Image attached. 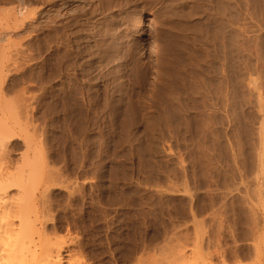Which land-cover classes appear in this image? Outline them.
I'll return each instance as SVG.
<instances>
[{
	"label": "rangeland",
	"instance_id": "obj_1",
	"mask_svg": "<svg viewBox=\"0 0 264 264\" xmlns=\"http://www.w3.org/2000/svg\"><path fill=\"white\" fill-rule=\"evenodd\" d=\"M15 2L0 122L41 234L83 264H264V0ZM138 16L161 80L131 64Z\"/></svg>",
	"mask_w": 264,
	"mask_h": 264
},
{
	"label": "bare ground",
	"instance_id": "obj_2",
	"mask_svg": "<svg viewBox=\"0 0 264 264\" xmlns=\"http://www.w3.org/2000/svg\"><path fill=\"white\" fill-rule=\"evenodd\" d=\"M39 1L40 0H24L23 2L22 1L15 2V0H0V4H7L8 5V4H13L15 2L17 4L11 10L18 15L26 17L28 14L29 15L32 14L31 9H30L31 5L35 4V3H39ZM167 6H170V5H167ZM0 10H2V12H3V10L7 11V9H5V8H2V9L0 8ZM108 10H110L114 14V11L111 10V8H109ZM92 12H94V11H92ZM107 13H110V12H107ZM143 22L144 21H143V18L141 16L134 18V20L132 22L131 27H133V28L131 29L132 30L131 32L134 35L136 48H137V46L138 47L140 46L139 47L140 49L138 48L136 53L133 50H130V51H133L135 53L134 58H133V63H131V64L134 65L133 68L137 69V71L140 69L147 70V68L150 67V69H151L150 71H152L153 74H155V78H153V80L157 79V78H159V80H161L160 77L162 76V73H163V72L161 73V70H162L161 69V67H162L161 61H162V57H163L162 48L164 47L163 46L164 42H165V44L168 42L161 40L162 34L160 33L158 28L155 29V24H154L153 25L154 26L153 32L150 35H148V38L150 40V42L148 44L150 47V51H149L150 54L146 55V52L143 49L145 41L142 42V40L140 39L143 35H147L146 31L143 30ZM153 22H154V20H153ZM115 36L116 37L113 40L114 41L117 40L118 42H120L121 35L115 34ZM96 43H98V42H96ZM114 44H115V42H114ZM166 45H165V47H166ZM167 47H168V45H167ZM117 49H119V47ZM117 52H119V51H117ZM117 58L118 57H116V59ZM173 59H174V57H173ZM93 61H96V60L95 59L92 60V62L90 64L91 67L95 63ZM149 63H150V65H149ZM123 65H125V64H123ZM117 67L120 69L121 65H117ZM177 70H173V71H177ZM136 72H134V73L136 76H138V74H136ZM137 73H139V72H137ZM145 74H147V73H145ZM139 75H140V73H139ZM149 75H151V73ZM119 78L123 79L122 74L119 76ZM140 80H142V78H140ZM187 80H188V78H187ZM151 84H153V83H151ZM162 92H164V91H162ZM161 112H163V111H161ZM23 117H25V116H23ZM130 121H132V120H130ZM154 122H156V121H154ZM0 123H1L0 127H2V128H0V264H83V263L76 261V259L73 260L72 257L69 256V254H66V253L64 254L63 250H62V245L60 244V242L58 243V241L44 236L39 231L38 224H37V222H38L37 203H38L39 190H36L33 192L28 190V185H29L28 183L29 182H27V178L29 179L30 177H28L29 175L26 174L25 170H28V169H25L26 167L23 168L24 166H21V167L16 166L13 168V166H15V165L11 164V165H13V166H11L9 164L11 160L9 162H7L8 158H9V157L7 158V156H9V153L7 155L8 150L6 151L7 147L5 148L6 141L4 139V136H6V134H7V136L10 135V137H12L13 136L12 134L14 133V132L12 133V131H14L15 128L13 126H11L13 124L8 125V124H4L2 122H0ZM16 124H17V121H15V127L20 126V122L18 123L19 124L18 126ZM165 128H167V127H165ZM19 131H20V129H19ZM129 131H130V129H129ZM30 147H31V145L29 144V148ZM32 149H35V148H32ZM34 153H35V151H34ZM34 153H32V154H34ZM22 156H23L22 159L25 158V155L22 154ZM35 156H33V157H35ZM23 160H25V159H23ZM28 173H29V171H28ZM39 222H41V220Z\"/></svg>",
	"mask_w": 264,
	"mask_h": 264
}]
</instances>
